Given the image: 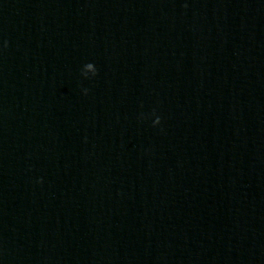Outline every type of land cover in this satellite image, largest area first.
I'll use <instances>...</instances> for the list:
<instances>
[{
    "label": "clouds",
    "instance_id": "1",
    "mask_svg": "<svg viewBox=\"0 0 264 264\" xmlns=\"http://www.w3.org/2000/svg\"><path fill=\"white\" fill-rule=\"evenodd\" d=\"M7 46V42L5 41V47ZM84 67H87L88 69L92 70L93 76L97 74V69L92 63H87ZM83 74V73H82ZM87 89L84 90L85 94H87ZM161 123V118L159 116L156 117V119L153 121V125H158ZM42 183V180L40 181Z\"/></svg>",
    "mask_w": 264,
    "mask_h": 264
}]
</instances>
